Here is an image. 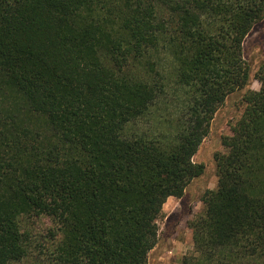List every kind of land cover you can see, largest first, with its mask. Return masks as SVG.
Returning <instances> with one entry per match:
<instances>
[{"label":"trees","instance_id":"trees-1","mask_svg":"<svg viewBox=\"0 0 264 264\" xmlns=\"http://www.w3.org/2000/svg\"><path fill=\"white\" fill-rule=\"evenodd\" d=\"M262 21L264 0H0V264L29 255L22 222L40 216L48 264H148L236 92L181 264H264V55L253 72L242 56ZM155 115L169 133L141 128Z\"/></svg>","mask_w":264,"mask_h":264},{"label":"rangeland","instance_id":"rangeland-1","mask_svg":"<svg viewBox=\"0 0 264 264\" xmlns=\"http://www.w3.org/2000/svg\"><path fill=\"white\" fill-rule=\"evenodd\" d=\"M242 56L253 71L261 63L264 55V21L257 24L243 42ZM161 55V59H162ZM165 69L167 65L162 62ZM251 89L258 90L259 84L252 81ZM172 91V90H171ZM176 92H171L170 100L160 105V111L167 114L173 111ZM178 96V94H177ZM241 92L228 96L210 123L208 135L203 139L193 160L203 164V174L194 179L185 189L180 199L170 197L163 204L162 215L157 221V242L150 251L148 264H181L183 257L193 253L192 232L190 223L204 215L205 205L201 197L207 190L217 187V166L215 156L226 150L222 139L231 135V127L240 118L243 111ZM3 117L6 116L3 115ZM8 121V118H7ZM168 121H161L157 116L149 118L141 124L145 130L169 133ZM53 224L49 218H25L22 230L29 237V255L18 263L12 264H48L53 239Z\"/></svg>","mask_w":264,"mask_h":264}]
</instances>
